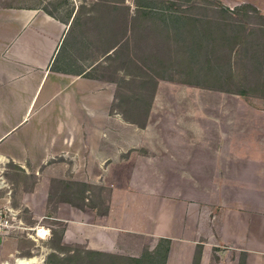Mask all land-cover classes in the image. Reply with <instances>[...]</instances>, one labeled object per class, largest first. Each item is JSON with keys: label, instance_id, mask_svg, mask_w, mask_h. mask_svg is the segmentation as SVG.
Segmentation results:
<instances>
[{"label": "crops", "instance_id": "1", "mask_svg": "<svg viewBox=\"0 0 264 264\" xmlns=\"http://www.w3.org/2000/svg\"><path fill=\"white\" fill-rule=\"evenodd\" d=\"M219 1L264 16V0ZM71 27L0 7V160L82 189L58 204L86 251L132 256L141 238L164 264H264V96L157 78L136 105L131 75H90L118 47L62 68Z\"/></svg>", "mask_w": 264, "mask_h": 264}, {"label": "rangeland", "instance_id": "2", "mask_svg": "<svg viewBox=\"0 0 264 264\" xmlns=\"http://www.w3.org/2000/svg\"><path fill=\"white\" fill-rule=\"evenodd\" d=\"M5 6H36L71 21L62 53L64 69L80 70L118 47L90 75L114 79L118 70L131 75L119 88L136 90V105L147 104L157 78L264 96V16L250 6L232 14L219 0H0V7ZM6 174L26 226L0 245V264L32 258L38 260L35 264H163L164 249L150 251L141 238L132 256L89 252L82 243H68L69 208L58 202L67 199L69 189H82L70 188L66 180L39 182L34 173L12 162ZM100 193L94 192L92 204L108 199L106 188ZM39 230L46 231L45 238L37 237Z\"/></svg>", "mask_w": 264, "mask_h": 264}, {"label": "built area", "instance_id": "3", "mask_svg": "<svg viewBox=\"0 0 264 264\" xmlns=\"http://www.w3.org/2000/svg\"><path fill=\"white\" fill-rule=\"evenodd\" d=\"M7 164L0 160V245L23 232L26 226L24 209L15 205L14 185L6 174Z\"/></svg>", "mask_w": 264, "mask_h": 264}, {"label": "bare ground", "instance_id": "4", "mask_svg": "<svg viewBox=\"0 0 264 264\" xmlns=\"http://www.w3.org/2000/svg\"><path fill=\"white\" fill-rule=\"evenodd\" d=\"M47 235L45 230H39L37 233V237L39 238H45ZM37 259L36 258H32V259H19L16 261V264H35L37 263Z\"/></svg>", "mask_w": 264, "mask_h": 264}, {"label": "trees", "instance_id": "5", "mask_svg": "<svg viewBox=\"0 0 264 264\" xmlns=\"http://www.w3.org/2000/svg\"><path fill=\"white\" fill-rule=\"evenodd\" d=\"M226 11H228L227 9H226ZM235 11V10H234ZM232 12L233 11H229V13L230 14H232ZM117 46V45H116ZM116 47H112V48H110L105 54H108L110 51H112V49H115ZM164 249V255L166 256V253H167V251H168V248L167 247H163V246H160L159 248H158V250H157V253L159 254L162 250ZM164 262H165V257H163V264H164Z\"/></svg>", "mask_w": 264, "mask_h": 264}]
</instances>
